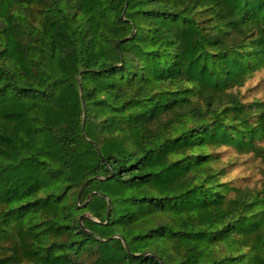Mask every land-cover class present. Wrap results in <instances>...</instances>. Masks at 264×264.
<instances>
[{
  "label": "trees",
  "instance_id": "16d2710c",
  "mask_svg": "<svg viewBox=\"0 0 264 264\" xmlns=\"http://www.w3.org/2000/svg\"><path fill=\"white\" fill-rule=\"evenodd\" d=\"M264 0H0V264H264Z\"/></svg>",
  "mask_w": 264,
  "mask_h": 264
},
{
  "label": "rangeland",
  "instance_id": "374dc122",
  "mask_svg": "<svg viewBox=\"0 0 264 264\" xmlns=\"http://www.w3.org/2000/svg\"><path fill=\"white\" fill-rule=\"evenodd\" d=\"M240 93L245 102L264 99V70L250 79ZM221 160L227 167V180L240 188H259L264 179L263 167L260 162L250 156H239L231 148L220 150Z\"/></svg>",
  "mask_w": 264,
  "mask_h": 264
}]
</instances>
